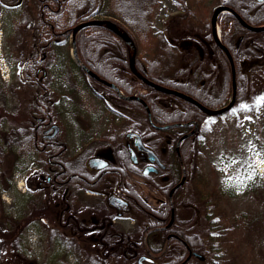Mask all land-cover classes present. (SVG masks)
<instances>
[{
	"label": "rangeland",
	"instance_id": "374dc122",
	"mask_svg": "<svg viewBox=\"0 0 264 264\" xmlns=\"http://www.w3.org/2000/svg\"><path fill=\"white\" fill-rule=\"evenodd\" d=\"M223 1L187 0L193 17L182 19L179 16L183 8L176 0H158L150 14L147 28L142 33L132 32L137 47V57L146 66H150L151 74L156 81L165 80L171 84H179V82L190 80L191 90L195 86H201L206 90L217 91L222 77L219 74L221 69L218 66L217 68L212 67V64L209 66L212 59H209L211 52L207 45L210 43H207L204 38L208 34L211 35L212 14L218 6L223 5ZM37 6L38 0H0V127L3 124L10 125L13 116L16 120H21L30 108L32 88L27 84H19L15 76L17 66L34 53ZM222 16L223 14H220L217 17L220 38L223 35ZM91 18L107 19L101 16ZM90 28H86L85 34L90 33ZM46 55V64L51 66L53 76L56 75V71L61 72L62 63L65 65V72L69 73V86L73 87L71 94L76 98L75 103H79L78 98L83 103V117L81 119L79 117L78 122L71 117L69 119L56 117L57 124L62 127L68 126V129L64 128V131H70V148L78 147L81 129L77 125H84V130L89 129L88 125H96V128L91 130L90 142H98L99 137L104 135L109 136L112 131L111 127L113 129L114 126L121 128L127 125L124 119L112 115L104 107L102 100L85 88L86 83L75 62V65L66 63L68 56H71L70 36L62 44H50ZM70 69L74 73L73 77ZM225 71L226 76L230 78V69L226 68ZM13 77L15 79H12ZM229 84L230 92L227 99L232 95L231 78ZM88 85L108 99L107 105L125 113L128 110V116L131 119L128 125L137 123L140 130L151 129L148 128V118L145 113L132 109L119 100L115 101L109 90L92 80ZM134 86L136 93L144 92L139 85ZM242 86L243 96L246 98L244 103L246 112H242L241 104L237 107L239 104L237 103L228 113L204 118L200 127V129L203 128L199 138L201 148L199 168L202 179L197 182V187L203 193L204 199L208 201L209 207L206 211L209 214L206 215L207 212L202 209L204 206L201 200L194 196V192L188 187L181 190V199L191 198L192 204L190 206L181 205L178 216L182 224H178V227L174 224L173 227L180 229L182 226L194 224L200 233L206 235L208 233L217 234L219 231L228 229L219 247L213 250L211 247L202 250L204 259L199 260L201 264H227L238 252L239 256H244L243 263L239 260L240 264H264V102L257 103L258 98L264 97L263 70L258 68L257 73L250 74L247 80L242 82ZM58 90L62 91L61 84H58ZM156 100L166 110H172L177 106V102L169 94L159 92ZM3 114L7 115L6 121ZM16 123L19 124L17 121ZM22 124L27 125L28 123L22 122ZM188 127L192 129V125H189L181 127V129L185 128L184 130L179 128L177 130L183 132ZM162 132V134H170L168 131ZM192 134L185 133L186 138ZM7 159L2 161L0 158V170L6 166L9 170L10 160L7 161ZM232 161L236 162L232 163ZM246 161L253 163L254 167L249 168ZM183 164L188 165L184 162ZM28 166H21V170ZM10 174L11 172L8 173ZM185 177L186 173L183 178ZM26 178L23 172L16 175L11 194H2V189L5 187L7 189L8 186L4 184V188L3 185L0 186V203L3 202V205L7 206L9 202L12 204L14 202L13 208L22 213L21 222L27 221V211L24 210L23 203L29 197L21 195L25 189ZM30 180L31 178L28 179L29 184ZM135 180L139 185L138 192L142 196L148 199L151 196L153 200H155L154 196L161 197V194L156 195L154 191L153 193L144 186L145 182L141 178ZM16 192L18 194H15ZM155 204L151 202L152 206ZM4 220L5 217L1 215L0 264H62L61 249L57 242L50 238L52 226L55 224H24V227L20 229L21 224L18 226L19 230L13 224H4ZM216 220L218 223L215 222ZM130 222L131 220L127 219L122 226L129 228L133 225ZM41 231L44 234L43 239L39 237ZM56 232L61 233L60 226H57ZM69 262L71 263L72 260L69 259Z\"/></svg>",
	"mask_w": 264,
	"mask_h": 264
},
{
	"label": "flooded vegetation",
	"instance_id": "af4514ba",
	"mask_svg": "<svg viewBox=\"0 0 264 264\" xmlns=\"http://www.w3.org/2000/svg\"><path fill=\"white\" fill-rule=\"evenodd\" d=\"M255 11L258 26L262 27L264 0L258 3ZM255 33L256 60L262 65L264 31ZM241 38L237 37L236 47ZM33 46L34 53L17 66L15 76L19 84L32 88L30 108L21 120H16L11 114L10 125L0 127V158L2 161L11 158L7 159L10 160L9 170L7 166L0 170V186H8L6 189L3 185L1 192L11 194L16 175L20 172L25 174V189L21 195L29 197L23 203L27 221L21 222L22 213L13 208L14 202H9L7 206L1 202L0 216L5 217L4 224H55L50 238L61 249L62 264H187L203 260L202 253L192 251L181 239V228L173 227L174 224L177 227L182 224L178 212L181 190L189 170L183 164L179 149L182 137L195 125L183 132L173 127L157 129L150 123L148 128L151 131L140 130L139 126H135L134 130L133 123L128 125L131 121L128 110L125 113L107 105L105 96L91 85H85L102 100L112 115L124 119L127 125L111 127V134L99 137L98 142H90L91 130L96 125H88V130L83 129L84 125H77L81 129L78 147L70 148V131H64L68 126L57 124L56 117H71L78 122L77 119L83 117V103L79 98V103H75L76 98L71 94L73 87L69 86V73L65 72L63 63L60 73L51 74V66L46 64L49 45L38 46L35 41ZM207 47L211 52L209 59H212L209 66L212 64V67L221 69V82L217 91L201 89V86H195L193 91L213 103L226 95L228 77L225 64H228L229 70L230 63L223 51L225 60L214 59L211 45ZM125 77L127 81L134 80L133 75L125 73ZM58 84H61V92ZM111 89L116 93L115 96L112 94L115 101L125 103L129 100ZM3 115L6 121L7 115ZM162 131L170 134H162ZM22 165L29 166L21 170ZM138 178L161 197L154 196L153 200L151 196L149 199L142 196L135 180ZM151 202L156 204L152 206ZM127 219L133 224L129 228L122 226ZM57 224H61L60 234L56 232ZM40 233L39 237L43 239L44 234Z\"/></svg>",
	"mask_w": 264,
	"mask_h": 264
},
{
	"label": "trees",
	"instance_id": "16d2710c",
	"mask_svg": "<svg viewBox=\"0 0 264 264\" xmlns=\"http://www.w3.org/2000/svg\"><path fill=\"white\" fill-rule=\"evenodd\" d=\"M176 1L183 8L182 13L179 17H181L182 19L192 18L193 13L190 10L187 0ZM157 2L158 0H38V13L35 25L34 41H36V45L38 46H41L42 44H62L63 41L71 35V30L76 24L86 21L91 17L101 16L121 26L128 33V35L132 37V40L135 44V39L132 35V32L136 34L140 32L142 33L147 28L150 14ZM223 5L230 7L235 12H237L248 24L252 26H256L258 24L259 20L255 11L258 3L255 0H224ZM222 18L223 22L221 23V30L223 32V35L221 36V41L230 50L236 68V104L240 103L241 105H245L244 103L246 102V98H244L245 96H243L244 90L242 82L246 81L250 74L255 72L257 73L258 68L263 70L264 75V63L260 65L256 60V52L254 48V44L257 43L256 33L249 31L241 26L231 14L224 13ZM86 30L87 29L80 30L76 34L75 38L77 54L81 61L97 76L107 80L108 82L114 83L123 92L124 95L130 96L136 94L137 96H139L148 106L153 123L162 125L175 122H189L194 120L197 121L200 126L203 124L204 118L208 116L191 103L179 97L171 95L172 98L177 102V106L172 110H166L165 108L160 106L159 102H157L156 100V95L159 92L145 85L131 73L129 69L127 47L124 41L118 35L105 27H91V31L89 34H85ZM237 36L242 37L238 42V47H236L237 40L235 41V37ZM204 39L205 41H207V43H210L214 59L225 60L222 55V50L213 42L212 36L208 34ZM262 46L264 47V43ZM67 62L74 64L70 56H68V60L66 61V63ZM225 65L228 69V64ZM135 66L138 71L145 77L164 86L170 87L177 91H181L197 99L202 104L210 108H215L213 106L217 107L224 105L228 101L227 98L230 92L229 76L226 84L225 97L221 100L210 103L204 100L201 96L195 94L193 90H191L190 86L192 87V82H190V80L181 83L179 82V84H171L170 82H167L165 80H161L160 82L156 81L151 74L150 66H146L142 60L138 59L137 51L135 55ZM76 67L81 73L86 85H88L90 80L100 84L96 80L89 77L77 65ZM70 71L73 77L74 73L71 69ZM125 73L133 75L135 81H127ZM135 82L137 85L144 89V92L136 93L134 91V85H136ZM100 85L105 87L115 96L116 93L111 88L102 84ZM202 88L203 87H201V89ZM125 103L128 104V106H130L132 109L145 113L144 105L140 101L128 100ZM247 110L248 112H250L249 108ZM241 111L246 112V108H242ZM228 112H230V110ZM27 123L29 124V122ZM135 126H138L137 123H133L134 130ZM182 129L184 130L185 128ZM202 131L203 128L199 129L196 134L184 138L181 141L180 154L183 162L188 163V165L186 166L189 167L187 180L182 190L188 187L192 192H194V196L201 200L204 206L202 209L206 211L207 207H209L208 201L204 199L203 193L197 187V182L202 179L201 171L199 168V157L201 149L199 145V138ZM191 204V198L181 199L182 206H190ZM208 214L209 212L206 213V215ZM215 222L218 223L217 220ZM13 225L18 228V226H20L21 224ZM23 225L24 224L20 226V229L24 227ZM57 225L60 226L61 224ZM189 225L190 226L181 227V239L192 251H196L199 253L203 252L202 250L204 248L208 249V247H211V249L213 250L217 246L219 247L220 242H222V237L226 235V232L228 230L226 229V232L223 230L224 232L219 231V233L217 234L208 233L206 235L205 233H200L198 228H196L194 224ZM206 237L208 239L205 240ZM14 244L17 245L18 242L17 244ZM243 257L242 255L239 256L238 252L236 253V255H233L231 257L227 264H240L239 260L241 261ZM241 263H243V260ZM187 264L201 263H192L191 261H189Z\"/></svg>",
	"mask_w": 264,
	"mask_h": 264
},
{
	"label": "water",
	"instance_id": "95a60500",
	"mask_svg": "<svg viewBox=\"0 0 264 264\" xmlns=\"http://www.w3.org/2000/svg\"><path fill=\"white\" fill-rule=\"evenodd\" d=\"M257 2H261L262 0H256ZM222 13H229L231 14L238 22L241 26H243L244 28L253 31V32H257V31H264V26L263 27H258V26H251L249 25L247 22H245V20L238 14L236 13L233 9L227 7V6H218L211 17V22H210V26H211V33L213 36V40L214 42L221 48V50L225 53L229 63H230V71H231V88H232V95H231V99L229 101V103L226 106H223L219 109H209L205 106H203L202 104H200L198 101H196L195 99H193L192 97L179 92V91H175L171 88H168L166 86H163L161 84H158L156 82H153L152 80L147 79L145 76L141 75L139 72H137V70L135 69V55H136V47L135 44L132 40V38L128 35V33L121 27L119 26L117 23L109 20V19H99V18H93V19H89L83 22L78 23L77 25H75L72 30H71V58L72 60L79 66L81 67L85 73H87L90 77L96 79L97 81L101 82L104 85H107L111 88H113L114 90H116L118 92V94L120 96H123L120 94L118 88L104 80L99 78L95 73H93L89 68H87L83 62L79 59L78 55H77V50H76V43H75V37L77 32H79L82 29L85 28H89V27H105L110 29L112 32H114L116 35H118L125 43L128 52H129V68L130 70L147 86H149L150 88L164 93V94H170V95H174L176 97H179L187 102H190L191 104L195 105L196 107H198L203 113H205L208 116H215L218 114H222L223 112L227 111L228 109H230L234 102H235V98H236V81H235V68H234V63L232 60V57L227 49V47L221 43L219 37L217 36L216 32H215V28H216V20L219 14ZM126 99H132V100H138L141 101L144 106H145V110L147 113V118L149 123L156 127L157 129H166L170 126H176V127H184V126H188L191 123H175L172 125H163V126H155L152 121H151V117H150V112H149V108L147 107V105L137 96H128V97H124ZM195 127L193 129L192 132H190L187 135H190L191 133H193L194 131L197 130V123H194ZM187 135L183 136L186 137ZM185 176L184 173V169H183V177ZM181 184V183H180Z\"/></svg>",
	"mask_w": 264,
	"mask_h": 264
},
{
	"label": "snow or ice",
	"instance_id": "6c2138e0",
	"mask_svg": "<svg viewBox=\"0 0 264 264\" xmlns=\"http://www.w3.org/2000/svg\"><path fill=\"white\" fill-rule=\"evenodd\" d=\"M261 102H264V97H261V98H258L257 100V103H261ZM242 108H245L246 106L245 105H241ZM257 155H259V153H257ZM236 161H232V163H235ZM248 164V167L249 168H253L254 167V164L253 163H249V162H245Z\"/></svg>",
	"mask_w": 264,
	"mask_h": 264
},
{
	"label": "bare ground",
	"instance_id": "6f19581e",
	"mask_svg": "<svg viewBox=\"0 0 264 264\" xmlns=\"http://www.w3.org/2000/svg\"><path fill=\"white\" fill-rule=\"evenodd\" d=\"M215 32H216V34H218V27L215 28Z\"/></svg>",
	"mask_w": 264,
	"mask_h": 264
}]
</instances>
